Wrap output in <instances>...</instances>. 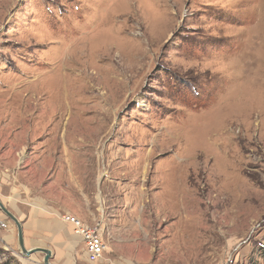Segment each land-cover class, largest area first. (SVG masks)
Wrapping results in <instances>:
<instances>
[{
  "label": "rangeland",
  "instance_id": "1",
  "mask_svg": "<svg viewBox=\"0 0 264 264\" xmlns=\"http://www.w3.org/2000/svg\"><path fill=\"white\" fill-rule=\"evenodd\" d=\"M0 200L28 250L69 213L96 264H264V0H0Z\"/></svg>",
  "mask_w": 264,
  "mask_h": 264
},
{
  "label": "crops",
  "instance_id": "2",
  "mask_svg": "<svg viewBox=\"0 0 264 264\" xmlns=\"http://www.w3.org/2000/svg\"><path fill=\"white\" fill-rule=\"evenodd\" d=\"M54 210L57 211L56 209ZM57 219L58 218L55 217L45 220L41 217H36V220L33 221L37 222V229L30 239L31 241H35L42 237L48 239L49 241L53 242L54 247L49 246V249L53 252V256L56 258L57 264H74V254L77 245L80 243V240L77 237H79L81 240L82 238L75 234L71 225L66 224L67 227L60 228ZM106 221L110 222V225L112 224L111 222H113L112 219L103 218L101 225H106ZM25 229L26 225H24V230ZM24 234L26 237V233Z\"/></svg>",
  "mask_w": 264,
  "mask_h": 264
},
{
  "label": "built area",
  "instance_id": "3",
  "mask_svg": "<svg viewBox=\"0 0 264 264\" xmlns=\"http://www.w3.org/2000/svg\"><path fill=\"white\" fill-rule=\"evenodd\" d=\"M62 221L67 225H71L75 234L82 238L85 244L87 261L91 264L99 263L106 251V245L99 227L89 226L69 213L62 216Z\"/></svg>",
  "mask_w": 264,
  "mask_h": 264
},
{
  "label": "water",
  "instance_id": "4",
  "mask_svg": "<svg viewBox=\"0 0 264 264\" xmlns=\"http://www.w3.org/2000/svg\"><path fill=\"white\" fill-rule=\"evenodd\" d=\"M0 210L11 220L15 223L18 231V244L20 248V252L25 258H30L34 254H43V264H53V252L48 248H33L28 250L25 244V235H24V228L21 221L15 216L11 211H9L3 202L0 200Z\"/></svg>",
  "mask_w": 264,
  "mask_h": 264
},
{
  "label": "trees",
  "instance_id": "5",
  "mask_svg": "<svg viewBox=\"0 0 264 264\" xmlns=\"http://www.w3.org/2000/svg\"><path fill=\"white\" fill-rule=\"evenodd\" d=\"M11 260L4 262L3 264H10Z\"/></svg>",
  "mask_w": 264,
  "mask_h": 264
}]
</instances>
